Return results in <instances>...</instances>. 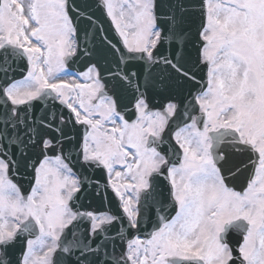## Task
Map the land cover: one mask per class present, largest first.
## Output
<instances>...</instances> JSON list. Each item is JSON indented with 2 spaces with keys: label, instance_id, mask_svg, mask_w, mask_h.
I'll return each instance as SVG.
<instances>
[{
  "label": "snow or ice",
  "instance_id": "6c2138e0",
  "mask_svg": "<svg viewBox=\"0 0 264 264\" xmlns=\"http://www.w3.org/2000/svg\"><path fill=\"white\" fill-rule=\"evenodd\" d=\"M0 264H264V0H0Z\"/></svg>",
  "mask_w": 264,
  "mask_h": 264
},
{
  "label": "water",
  "instance_id": "95a60500",
  "mask_svg": "<svg viewBox=\"0 0 264 264\" xmlns=\"http://www.w3.org/2000/svg\"><path fill=\"white\" fill-rule=\"evenodd\" d=\"M93 207H103V205H101L100 202L97 201L93 204Z\"/></svg>",
  "mask_w": 264,
  "mask_h": 264
}]
</instances>
